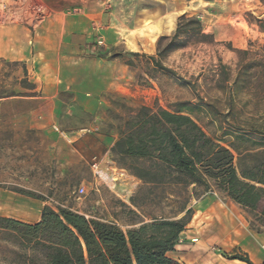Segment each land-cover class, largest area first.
Segmentation results:
<instances>
[{"label":"rangeland","instance_id":"obj_1","mask_svg":"<svg viewBox=\"0 0 264 264\" xmlns=\"http://www.w3.org/2000/svg\"><path fill=\"white\" fill-rule=\"evenodd\" d=\"M14 2L0 0V31L34 37L48 28L67 44L27 65L0 60V206L6 214L28 219L34 201L38 210L42 203L68 208L123 231L172 217V196L166 199L160 187L149 192L110 157L123 122L140 106L171 110L189 103L210 137H255L264 127L263 0H26L11 22L5 16ZM182 15L196 17L212 42L191 40L158 58V39L171 36ZM235 144L246 149L251 142ZM79 187L84 195L77 198ZM180 199L191 219L172 255L179 264H233L234 257L264 263V224L255 214L215 189L191 186ZM24 253L30 254L14 234L0 231V264H21Z\"/></svg>","mask_w":264,"mask_h":264},{"label":"trees","instance_id":"obj_2","mask_svg":"<svg viewBox=\"0 0 264 264\" xmlns=\"http://www.w3.org/2000/svg\"><path fill=\"white\" fill-rule=\"evenodd\" d=\"M191 40L212 42V36L203 33L196 17L182 15L172 35L158 39L156 56L163 58ZM149 59L170 72L155 57ZM196 121L195 106L189 103H176L171 110L140 106L123 122L109 150L115 165L142 187L149 192L160 187L166 199L173 197L172 217L132 223L123 231L68 208L43 207L34 224L0 216V231L14 234L18 245L30 252L20 255L21 264H179L172 255L191 219L180 193L191 186L217 190L264 224V127L255 130V137L250 132L210 137ZM237 141L251 144L242 149ZM233 259L253 264L247 257Z\"/></svg>","mask_w":264,"mask_h":264},{"label":"crops","instance_id":"obj_3","mask_svg":"<svg viewBox=\"0 0 264 264\" xmlns=\"http://www.w3.org/2000/svg\"><path fill=\"white\" fill-rule=\"evenodd\" d=\"M62 38L63 37L61 35H56L48 28L40 29L37 35L34 37H28L27 32H24L22 30L10 29L6 31H0V60L9 63H35L39 58H41V56H45L44 52H46V55H48L49 53L53 54L55 51L57 52L59 49L63 50L67 42L65 41L64 44V42H62L61 40ZM110 42L112 41L110 40ZM45 48H47V50H44ZM98 48L99 47H95L94 49ZM76 51L78 52V50ZM114 65L115 64L113 63L110 64L111 67ZM113 142L111 145H113ZM43 205L44 203L41 204V209L38 210L37 203H35L34 201H29L28 206L31 208L30 211L32 215L29 216L28 219H22V217L8 215L4 211H2L3 209L1 206L0 216L10 218L22 223L34 224L37 223L40 219V213ZM22 206L23 201L22 199H19L18 204L16 205V208L19 209V212L22 210ZM239 263V261H234L233 264Z\"/></svg>","mask_w":264,"mask_h":264},{"label":"built area","instance_id":"obj_4","mask_svg":"<svg viewBox=\"0 0 264 264\" xmlns=\"http://www.w3.org/2000/svg\"><path fill=\"white\" fill-rule=\"evenodd\" d=\"M14 1H15L14 2L15 4L13 6L10 5V7L7 8L6 16H5V19L7 20L10 18L11 22L18 21V19L20 17L19 15L21 13V8H23V6L26 2V0H14ZM97 166H98V162L93 161V163L91 165V171L93 172V174L97 173L96 172ZM74 194L76 195L77 198H80L81 196L84 195V189L82 187H79L78 189H76Z\"/></svg>","mask_w":264,"mask_h":264}]
</instances>
